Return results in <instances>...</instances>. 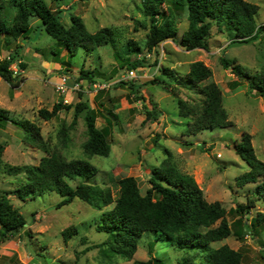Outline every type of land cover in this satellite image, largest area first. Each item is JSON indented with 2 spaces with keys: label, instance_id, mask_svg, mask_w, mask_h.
<instances>
[{
  "label": "rangeland",
  "instance_id": "rangeland-1",
  "mask_svg": "<svg viewBox=\"0 0 264 264\" xmlns=\"http://www.w3.org/2000/svg\"><path fill=\"white\" fill-rule=\"evenodd\" d=\"M46 1L52 10L60 13L65 27L71 26L73 16L80 17L91 34L111 29L117 46L104 45L91 52L81 48L76 56H71L44 31L40 21L32 19L34 29L28 40L23 37L17 40L10 35L0 39V59L12 54L17 57L12 68L19 73L21 81L18 88H12L0 77V107L10 111L13 119L29 121L39 128L40 137L50 151L59 152L68 161L83 160L95 167L97 172L88 182L100 188H111L114 192L116 181L132 176L145 195L151 188L153 169L165 161L174 164L182 173L194 177L207 202H220L228 213L232 234L212 247L227 245L242 254L244 264H264V224L254 229L250 226L258 213L264 214V200L257 201L256 207L244 217L236 212L240 204L247 203L248 196L253 197L256 185L237 187L236 178L249 167L234 150V144L249 135L257 158L264 162V99L251 90L247 80L238 79L231 68L225 69L222 65V59H226L258 75L264 66V32L255 41L241 43L238 40L244 39L229 35L213 24L209 51H188L169 39L149 52L145 40L150 21L144 15L142 0ZM246 1L258 7L256 25L259 29L264 27V0ZM10 2L0 0L3 17L12 26L17 11ZM174 12L180 38L188 28V14L184 9ZM129 41L138 43L141 52L127 55L125 45ZM136 60L141 66L128 68ZM197 61L212 71L201 87L216 83L220 88L231 125L189 135L187 129L193 120L180 117L179 101L194 108L203 98L173 82L164 75L163 69L185 77ZM82 68L99 71L97 88L88 81H79ZM64 78L69 80L67 93L57 89ZM121 82L127 84L119 85ZM78 83L79 89L72 90ZM79 103L97 112L99 129L110 128L108 157L86 153L87 110L75 116ZM58 104L72 108H60L50 120L40 116V110L51 112ZM147 111L154 115L148 116ZM0 142L5 146L0 163V195L7 194L26 220L21 231L6 237L0 234V264H143L149 261L186 264L185 260L191 257L188 250H180L153 233L143 236L131 259L114 254L108 245V235L97 230L102 214L113 205L99 210L75 199L59 208L62 198L57 193L19 199L15 191L25 176L9 174V168L38 165L46 153L38 143L28 141L24 130L12 123L0 131ZM77 182L71 181V184ZM71 228H77L78 233L66 241L63 233ZM240 232L244 233L242 237Z\"/></svg>",
  "mask_w": 264,
  "mask_h": 264
},
{
  "label": "trees",
  "instance_id": "trees-1",
  "mask_svg": "<svg viewBox=\"0 0 264 264\" xmlns=\"http://www.w3.org/2000/svg\"><path fill=\"white\" fill-rule=\"evenodd\" d=\"M58 2L63 0H56ZM88 1V0H81ZM17 14L12 26L4 19V7L0 3V39L10 35L19 40H28L33 31L31 20L41 22L44 31L58 44L68 50L71 56H76L81 48L88 52L104 45L117 46L114 33L104 28L95 34L86 29L80 17H72V24L65 27L60 21V13L52 10L46 0H11ZM144 15L150 21L149 32L145 40V48L152 52L166 40H172L188 51L204 49L209 51L208 39L213 24L225 29L229 35L239 37L241 43H249L258 39L264 27L257 28L255 16L258 7L246 0H142ZM187 11L188 28L180 38L177 37V26L174 21V10ZM9 44V42H7ZM23 44V42H22ZM21 48V47H19ZM127 55L141 52V47L135 41L126 45ZM58 55L57 53H55ZM15 57L0 59V77L12 88H18L21 81L19 73L12 70ZM141 62L129 63L128 68H137ZM225 69L231 68L238 79L247 80L251 90L264 99V66L258 75L246 72L241 65L232 64L222 59ZM24 67V65H21ZM132 72V71H131ZM173 82L197 92L203 99L194 104L186 105L179 101L180 117L192 119L193 123L187 129L189 135H197L205 130L223 129L229 127L228 113L223 107L222 92L216 83L204 87L201 84L212 76V71L203 62L197 61L191 65L190 73L178 77L169 69H163ZM99 71L82 68L79 81L85 80L96 84ZM127 83L121 82L119 85ZM136 91L133 89L132 91ZM175 93V89L170 90ZM136 93V92H134ZM177 95V93H175ZM197 103V102H196ZM60 108L70 110L71 106L58 104L49 112L40 110L39 114L50 120ZM87 110L85 117L89 140L84 145L90 156L108 157L111 151L109 136L110 128L97 127V112L85 103L76 106V115ZM148 116L154 113L147 111ZM12 123L24 130L30 142L38 143L46 153L38 165H28L22 168H9V174H24L15 194L21 200L36 198L44 194L57 193L62 201L58 207L70 205L75 199H80L90 206L103 210L114 206L102 214L97 222L98 232L108 235L110 251L126 259H131L138 250V245L146 233H153L159 239L166 240L170 245L180 250H188L191 257L186 264H244L242 254L224 245L218 249L213 243L220 242L231 236L232 231L227 221V211L220 202L209 203L194 177L182 173L174 164L165 163L153 169L150 178L151 188L145 195L141 194L137 180L134 177L119 179L114 183V189L100 188L88 180L96 174V168L83 160H71L57 151H50L40 137V130L29 121H17L11 112L0 107V131ZM234 150L249 167V170L236 178L238 188L254 184L253 197L248 196L247 203L240 204L235 210L244 217L256 207L257 201L264 200V162L259 160L254 151L249 135L234 144ZM5 152V146L0 142V163ZM71 181H78L72 185ZM220 222L219 226H213ZM264 224V214L251 222V228ZM26 225L22 214L14 208L7 194L0 195V234L3 237L21 231ZM78 233L77 228L66 230L63 234L68 241ZM240 237L244 235L239 233ZM158 263L161 260L155 259ZM143 264H152L151 261Z\"/></svg>",
  "mask_w": 264,
  "mask_h": 264
},
{
  "label": "built area",
  "instance_id": "built-area-1",
  "mask_svg": "<svg viewBox=\"0 0 264 264\" xmlns=\"http://www.w3.org/2000/svg\"><path fill=\"white\" fill-rule=\"evenodd\" d=\"M12 70H13V68H12ZM16 73H17V72H16ZM131 73H132V72H131ZM68 81H69V80H68L67 78H64V79H63V83L57 86V89H58L59 92H61V93H67V92L69 91L70 87L68 86ZM98 84H99V83L92 84V86L95 85V87L97 88V87H98ZM75 86H76V87L72 88V90L79 89L80 84L78 83V84H76ZM97 90H99V89H97Z\"/></svg>",
  "mask_w": 264,
  "mask_h": 264
}]
</instances>
